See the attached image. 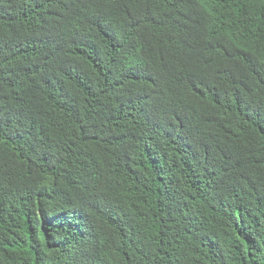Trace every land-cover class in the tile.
<instances>
[{
    "label": "trees",
    "instance_id": "1",
    "mask_svg": "<svg viewBox=\"0 0 264 264\" xmlns=\"http://www.w3.org/2000/svg\"><path fill=\"white\" fill-rule=\"evenodd\" d=\"M0 264H264V0H0Z\"/></svg>",
    "mask_w": 264,
    "mask_h": 264
}]
</instances>
